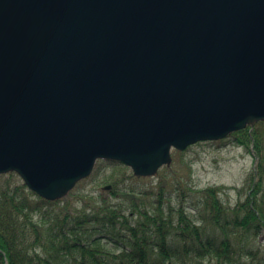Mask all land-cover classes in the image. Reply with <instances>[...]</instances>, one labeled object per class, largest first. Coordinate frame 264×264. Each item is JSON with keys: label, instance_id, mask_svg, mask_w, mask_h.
I'll list each match as a JSON object with an SVG mask.
<instances>
[{"label": "water", "instance_id": "water-1", "mask_svg": "<svg viewBox=\"0 0 264 264\" xmlns=\"http://www.w3.org/2000/svg\"><path fill=\"white\" fill-rule=\"evenodd\" d=\"M260 121L264 0H0V175L46 200Z\"/></svg>", "mask_w": 264, "mask_h": 264}, {"label": "trees", "instance_id": "trees-1", "mask_svg": "<svg viewBox=\"0 0 264 264\" xmlns=\"http://www.w3.org/2000/svg\"><path fill=\"white\" fill-rule=\"evenodd\" d=\"M226 144L254 156L243 187L235 189L245 192L244 200L235 205L224 201V187L197 189L186 182L168 190L163 173L170 166L157 175L156 198L132 186L151 178L122 164L123 174L104 183L110 191L81 189L93 173L54 202L16 173L0 175V264H264L254 246L264 234V121L207 143Z\"/></svg>", "mask_w": 264, "mask_h": 264}, {"label": "rangeland", "instance_id": "rangeland-1", "mask_svg": "<svg viewBox=\"0 0 264 264\" xmlns=\"http://www.w3.org/2000/svg\"><path fill=\"white\" fill-rule=\"evenodd\" d=\"M173 155L174 161L170 170L163 173L164 179L169 182L168 190L176 191L186 182L197 189L221 186L225 188L222 197L228 204L235 205L240 199L244 200L245 192L240 195L237 190L232 189L243 186L247 175L254 166V156L244 147L233 144L194 145L183 155H176L175 151ZM97 164L101 165L96 166L94 175L82 185L81 189L99 195L104 183L112 175H122L124 169L117 162ZM103 164L112 165L106 167ZM161 182L162 179L156 176L145 182L133 183L132 186L141 193L146 192L150 196L149 198H156V195L161 192L159 188ZM262 244H264V234L254 244L255 248L260 250L259 258L264 256ZM202 264H216V261L205 260Z\"/></svg>", "mask_w": 264, "mask_h": 264}]
</instances>
